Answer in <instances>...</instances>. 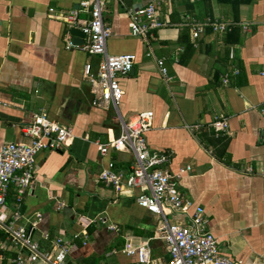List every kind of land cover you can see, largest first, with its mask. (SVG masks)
<instances>
[{
  "label": "crops",
  "instance_id": "crops-1",
  "mask_svg": "<svg viewBox=\"0 0 264 264\" xmlns=\"http://www.w3.org/2000/svg\"><path fill=\"white\" fill-rule=\"evenodd\" d=\"M80 1L0 0V148L27 141L21 129L41 111L73 133L69 147L36 156L28 187L10 186L0 218L26 228L44 251L58 238L70 244L67 264H137L122 250L145 241L152 264H169L160 218L137 205V191L117 194L99 180L110 163L128 173L134 158L98 150L96 143L118 135V121L111 105H92L83 67L90 63L96 70L99 57L72 44L75 27L59 16ZM103 1V21L112 31L108 53L135 56L131 73L119 78V115L128 120L153 111L147 145L168 155L180 193L204 209L219 252L241 264L264 263V143L257 140L264 128V0H169L157 8L166 26L153 31L148 44L130 35L126 13L156 0ZM79 18L83 23L89 16ZM191 20L231 27L206 26L192 40ZM148 48L164 60L168 83ZM220 114L229 128L218 136L210 124ZM193 125L198 128L190 131ZM100 217L117 230L96 223ZM16 252L0 229V264H13Z\"/></svg>",
  "mask_w": 264,
  "mask_h": 264
},
{
  "label": "built area",
  "instance_id": "built-area-1",
  "mask_svg": "<svg viewBox=\"0 0 264 264\" xmlns=\"http://www.w3.org/2000/svg\"><path fill=\"white\" fill-rule=\"evenodd\" d=\"M168 1L156 0L140 9H129L126 15L129 19L130 35L141 38L148 44L153 39L152 32L166 26L157 18V8ZM103 4V0H81L77 9L59 15L62 21L78 28L84 34L85 41L80 48L91 56L99 57L96 70L90 63L83 67V77L91 86L92 105L101 108L111 105L117 113L118 135H112L106 143H96L100 154L105 156L110 151L125 152L134 158L133 166L128 173L116 171L114 165L110 163L100 172L99 180L117 194L124 189L137 191V205L160 218V239L165 243L170 255L169 264H241L219 252V241L207 228L204 209L194 206L180 193L178 176L173 174L168 166L170 162L168 155L149 149L146 133L153 127V111L139 112L128 120L119 115L118 104L124 95L119 78L131 73L135 56L108 53L107 40L111 37L112 31L103 21ZM81 13L89 16L83 23H80ZM187 26L190 28L192 40H196L206 26H211L215 31H227L231 24L191 20ZM147 55L154 58L150 48ZM154 60L163 81L168 83L171 78L164 60L162 58ZM261 74L264 76V71ZM227 81V76H224L223 82ZM210 126L218 136L227 133L228 117L220 114ZM197 128L198 125L189 127L190 131ZM21 132L27 141L10 142L0 148V207H4L11 185L23 189L30 185L35 158L39 153L67 148L73 141L71 128L50 120L45 111L34 114L30 123L22 127ZM257 140L264 143V128L258 131ZM189 169L190 167H186L183 171ZM247 171L251 172V169ZM169 216H184V219L170 223L167 219ZM37 218L40 219V215H37ZM96 223H100L107 230H117L114 225L107 224L103 217L98 218ZM30 225L34 228L37 221L31 222ZM0 229L17 251L16 256L11 259L13 264H24L25 261L67 264L70 244L61 238L54 241L50 251H44L26 228L15 227L0 218ZM112 252L115 253L114 250ZM122 252L135 257L137 264H152L147 241L136 246L127 243Z\"/></svg>",
  "mask_w": 264,
  "mask_h": 264
},
{
  "label": "water",
  "instance_id": "water-1",
  "mask_svg": "<svg viewBox=\"0 0 264 264\" xmlns=\"http://www.w3.org/2000/svg\"><path fill=\"white\" fill-rule=\"evenodd\" d=\"M70 35L73 37L72 44L76 46H81L84 43V34L81 32V30L76 28L70 29Z\"/></svg>",
  "mask_w": 264,
  "mask_h": 264
}]
</instances>
